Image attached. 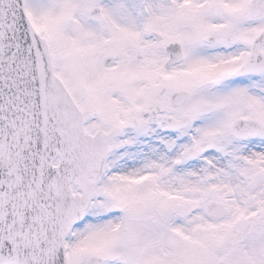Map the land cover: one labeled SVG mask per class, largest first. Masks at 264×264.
<instances>
[{"label": "snow or ice", "instance_id": "6c2138e0", "mask_svg": "<svg viewBox=\"0 0 264 264\" xmlns=\"http://www.w3.org/2000/svg\"><path fill=\"white\" fill-rule=\"evenodd\" d=\"M0 264H264V0H0Z\"/></svg>", "mask_w": 264, "mask_h": 264}]
</instances>
